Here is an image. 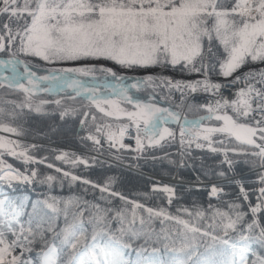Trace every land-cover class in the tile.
Instances as JSON below:
<instances>
[{"label": "snow or ice", "instance_id": "obj_1", "mask_svg": "<svg viewBox=\"0 0 264 264\" xmlns=\"http://www.w3.org/2000/svg\"><path fill=\"white\" fill-rule=\"evenodd\" d=\"M0 264H264V0H0Z\"/></svg>", "mask_w": 264, "mask_h": 264}, {"label": "trees", "instance_id": "obj_2", "mask_svg": "<svg viewBox=\"0 0 264 264\" xmlns=\"http://www.w3.org/2000/svg\"><path fill=\"white\" fill-rule=\"evenodd\" d=\"M41 74H43V73H41ZM9 98L10 99H16L18 97L16 94H12L11 96H9ZM44 98L54 99V97H47L46 95ZM58 123H59L58 119L54 118V117L53 118H50V117L40 118V117H36V116H31L28 118L27 126L33 130L49 131V129L51 128L52 125L58 124ZM49 134L51 135L53 140H56L57 142H59L60 136L58 134H52L51 132H49ZM44 142L48 143V141H44ZM8 159L11 161V163L16 164V166H18V167L20 166L17 162L13 161L11 158H8ZM168 172H169L168 167L164 166V165H157L155 172L145 170L146 175L157 176V177H161V178H173L175 174L170 176V175H168ZM185 177L190 178V176L187 172H185ZM153 179L163 181V180H160V179L154 178V177H153ZM164 182H166V181H164ZM144 183H145V181L143 179L133 180L131 184L126 185L125 190L129 191L132 194H134L137 191H143L144 190ZM168 183H171V182H168ZM39 190H41V189H38V191ZM74 191L79 192V189H74ZM27 194L32 195L31 192H28ZM53 194L67 196L70 194V192H69L68 187L65 186V188L62 192L57 188L56 190H54ZM90 198H91V196H89V199ZM253 199H255V197H253ZM192 200H198V201L205 202L207 200V197L193 192V194L191 196L187 197V199L184 203L191 204ZM153 203H160V201L157 198V200L155 202H151V201L149 202L150 205H152ZM161 226L162 225L160 224L159 221L153 222V227H155L157 230H159Z\"/></svg>", "mask_w": 264, "mask_h": 264}, {"label": "rangeland", "instance_id": "obj_3", "mask_svg": "<svg viewBox=\"0 0 264 264\" xmlns=\"http://www.w3.org/2000/svg\"><path fill=\"white\" fill-rule=\"evenodd\" d=\"M9 162L11 163V161L9 160Z\"/></svg>", "mask_w": 264, "mask_h": 264}]
</instances>
